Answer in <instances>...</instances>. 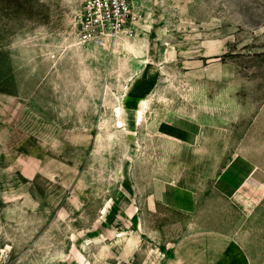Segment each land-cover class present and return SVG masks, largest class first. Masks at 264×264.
<instances>
[{
    "label": "rangeland",
    "instance_id": "374dc122",
    "mask_svg": "<svg viewBox=\"0 0 264 264\" xmlns=\"http://www.w3.org/2000/svg\"><path fill=\"white\" fill-rule=\"evenodd\" d=\"M82 4L0 0V264H264V0Z\"/></svg>",
    "mask_w": 264,
    "mask_h": 264
},
{
    "label": "built area",
    "instance_id": "2783aa9c",
    "mask_svg": "<svg viewBox=\"0 0 264 264\" xmlns=\"http://www.w3.org/2000/svg\"><path fill=\"white\" fill-rule=\"evenodd\" d=\"M139 0H83L77 36L83 44L103 45L124 30Z\"/></svg>",
    "mask_w": 264,
    "mask_h": 264
},
{
    "label": "crops",
    "instance_id": "0c3cea01",
    "mask_svg": "<svg viewBox=\"0 0 264 264\" xmlns=\"http://www.w3.org/2000/svg\"><path fill=\"white\" fill-rule=\"evenodd\" d=\"M192 197L188 189L170 184L159 193L154 201H160L175 211L189 212L194 206Z\"/></svg>",
    "mask_w": 264,
    "mask_h": 264
}]
</instances>
